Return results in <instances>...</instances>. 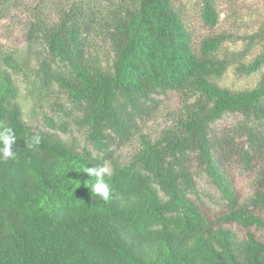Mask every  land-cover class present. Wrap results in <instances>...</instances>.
I'll use <instances>...</instances> for the list:
<instances>
[{"label":"trees","instance_id":"obj_1","mask_svg":"<svg viewBox=\"0 0 264 264\" xmlns=\"http://www.w3.org/2000/svg\"><path fill=\"white\" fill-rule=\"evenodd\" d=\"M198 4L202 25L218 29L225 9ZM53 5V19L32 15L21 50L0 46V131L16 137V158L0 159V264H264V237L250 231L264 232V74L251 87L225 83L230 70L248 79L264 72V53L246 59L264 46V24L232 41L219 31L194 43L176 0ZM17 81L34 105L64 95L69 112L52 105L84 130L95 154L29 127ZM171 92L178 112L157 137L144 135L139 123ZM228 114L240 119L219 130ZM34 136L41 143L27 147ZM135 137L130 160L115 159L118 144ZM106 161L108 202L92 196L85 184L95 178L84 172ZM233 162L254 173L243 201L226 170ZM199 175L226 202L214 220L196 202ZM233 223L247 230L242 239L223 226Z\"/></svg>","mask_w":264,"mask_h":264},{"label":"rangeland","instance_id":"obj_2","mask_svg":"<svg viewBox=\"0 0 264 264\" xmlns=\"http://www.w3.org/2000/svg\"><path fill=\"white\" fill-rule=\"evenodd\" d=\"M57 1L58 0H0V46L2 51L21 50L25 44V31L32 15H34L35 12L39 13V11H41L45 13L48 19H53L55 17L53 3L55 4ZM217 1L221 7L225 9V12L220 15V21H222L220 27L210 31L207 27L203 26L200 21L198 0H176V3L183 7L186 22L191 31L194 43H198L207 35L219 31L220 33L230 35L232 41L235 37L255 33L258 28L264 24V0ZM228 3L231 5L230 9L227 8ZM233 11H235V18L232 17ZM225 13L227 16L224 17ZM234 48H242L241 42H236ZM260 53H264V46L258 45L254 47L246 59L251 60ZM262 74H264V72L248 79L242 75H237L234 70H230L225 76V83L234 89H242L245 86L251 87L257 79L262 77ZM17 85L19 90L17 102L22 110L23 120L29 127L33 130H44L54 133L77 150H81L85 147V149L92 154H95L91 144L85 139L84 130L75 123L71 116L64 117V115L55 110L56 107L52 105L53 102H58L59 104L65 105L68 111L69 103L66 101L64 95H49L44 97L40 103L34 105L25 93L22 83L17 81ZM157 99V104L154 106L152 116L145 118L139 123L141 132L151 138L157 137L162 129L169 125L173 116L179 109V97L176 93L171 92ZM43 112L47 113V116L54 117L56 127L59 120H61L64 123L66 132H61L57 128L47 126L43 121ZM239 119V115H225L218 121L217 127L219 130L223 129V131H225L232 127ZM138 149L139 140L135 137L128 142L119 143L113 153L115 159L121 163H126ZM226 170L233 182L238 198L243 201L249 197L253 192L254 173L252 171H245L242 165L236 162H233ZM195 183L198 193V200H196V202L207 219L214 220L226 213V202L221 199L215 187L208 183L205 176H196ZM223 226L231 230L239 239H242L247 232L245 228L234 223L224 224ZM250 231L254 232L258 237H264V232L254 227H251Z\"/></svg>","mask_w":264,"mask_h":264},{"label":"clouds","instance_id":"obj_3","mask_svg":"<svg viewBox=\"0 0 264 264\" xmlns=\"http://www.w3.org/2000/svg\"><path fill=\"white\" fill-rule=\"evenodd\" d=\"M16 142L15 133L11 128H5L0 131V159L5 161L15 159L16 153L13 150V145ZM26 146L31 148L41 143V137L34 136L25 141ZM88 177H94L95 181L85 186L90 190L92 196L98 200L108 202L112 198V188L105 180V176L110 174V167L106 161L103 165L88 167L84 170Z\"/></svg>","mask_w":264,"mask_h":264}]
</instances>
